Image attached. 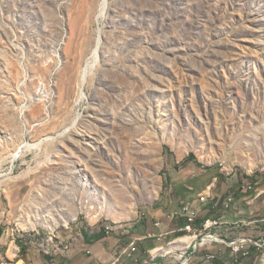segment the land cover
<instances>
[{
    "label": "rangeland",
    "instance_id": "374dc122",
    "mask_svg": "<svg viewBox=\"0 0 264 264\" xmlns=\"http://www.w3.org/2000/svg\"><path fill=\"white\" fill-rule=\"evenodd\" d=\"M171 174L217 178L199 226L227 212L264 231V0H0V264L165 209ZM221 227L175 237L213 236L195 255L216 263Z\"/></svg>",
    "mask_w": 264,
    "mask_h": 264
},
{
    "label": "crops",
    "instance_id": "0c3cea01",
    "mask_svg": "<svg viewBox=\"0 0 264 264\" xmlns=\"http://www.w3.org/2000/svg\"><path fill=\"white\" fill-rule=\"evenodd\" d=\"M193 176L175 174L169 177L171 182H174L176 177H179L177 178L179 179V183H171L170 192H167L169 196L168 206H165V209L161 206L156 207L152 211L142 213L134 223L109 227V231L105 229L108 226L90 231L88 236L82 237L74 245L67 247V251L57 249L54 250L51 256H44L41 253L29 251L19 260L15 261L14 264H135L136 262V264H173L171 254L181 249L189 248V245V249H191L193 241V238L177 239L175 237L177 236L175 234L180 230L182 231L183 228L181 227V225L183 226V221L179 220V217H183L181 212L180 216H178L180 206L182 208L185 205V202L182 203L183 198L188 199L191 197L196 203V199L208 193V189L212 196L215 195L213 192H218L215 188L218 182L215 176L208 178L204 176L201 178L203 182L202 190L195 188L198 183L194 181ZM236 185L237 183H226L223 185L222 192H233L231 190ZM251 188V190L244 191H253L254 188ZM231 194H227L225 200L228 197H233ZM205 206H207V203L200 206V212ZM222 209L224 210L223 204ZM212 210L214 209L211 206L207 210L204 209L203 212L205 214L211 213ZM220 216V226H222L220 229H224L226 232L229 229H235V234L232 232L231 234L236 236H252L255 238L260 236L262 230H259V224L258 226H253V222L244 223L250 226V228H245V232L240 233L238 232V228H240L238 221L234 222L235 227L229 228L227 226V212H222ZM211 217L209 216V218ZM209 218H205V220ZM196 225H200L199 220H197ZM131 243L134 244L132 247L129 246ZM218 245H220L218 249L222 251V255L220 254V262L217 261L214 264H222L230 258V253H227L225 250L226 246L223 244ZM214 247L215 244L210 245L208 251H214ZM196 255L194 254L193 264H204L203 258H196ZM253 255L254 251L252 249L251 256L247 260L251 259ZM117 258L119 259L118 262H116Z\"/></svg>",
    "mask_w": 264,
    "mask_h": 264
},
{
    "label": "built area",
    "instance_id": "2783aa9c",
    "mask_svg": "<svg viewBox=\"0 0 264 264\" xmlns=\"http://www.w3.org/2000/svg\"><path fill=\"white\" fill-rule=\"evenodd\" d=\"M248 187H252L251 183H249L246 180H243L241 182L240 189L241 191L248 190ZM210 190L208 189V193ZM208 198V197H204ZM203 199V198H202ZM186 216L182 217L185 219L184 225L182 227H188V230H190V234L193 235V238H196V234L199 233V231L208 230L211 231L212 229H216L218 227V219H207L204 221V223L201 226H197L196 222L198 217H193V210L194 206L197 204L192 199H186ZM213 209L216 207V204L211 205ZM225 231V230H224ZM226 232V231H225ZM226 240H217L218 243L225 245L230 249V258L227 261H224L222 264H243V261L245 259H248L251 256L252 249H256L257 251L260 249H264V231L260 232V236L258 238L252 237V236H236L233 238L227 237V232L225 234ZM192 238V237H191ZM213 243H216V239L209 235L207 239H203L202 243L197 244L196 240L192 241L193 244V252L190 253L192 256L190 259L194 257L195 252L201 247H209ZM134 244H130L129 246L132 247ZM67 251V247H66ZM44 254L47 256L50 255V250H43ZM216 260V256L214 254L207 253L203 257L204 264H214ZM119 259H116V262H118ZM187 261V259H185ZM137 263V262H136ZM135 263V264H136ZM183 264V263H182Z\"/></svg>",
    "mask_w": 264,
    "mask_h": 264
},
{
    "label": "bare ground",
    "instance_id": "6f19581e",
    "mask_svg": "<svg viewBox=\"0 0 264 264\" xmlns=\"http://www.w3.org/2000/svg\"><path fill=\"white\" fill-rule=\"evenodd\" d=\"M105 1V0H104ZM103 1H101V3H102ZM102 4H104V3H102ZM106 4V3H105ZM101 5V4H100ZM101 7V6H100ZM104 7H106V5H104ZM100 10L101 9H99V12H100ZM103 10V9H102ZM101 10V12H103V11H105V10H103L102 11ZM104 14V13H103ZM105 16V15H104ZM104 18V17H103ZM102 18V19H103ZM99 21H101V20H99ZM99 23V22H98ZM99 28V27H98ZM101 33V32H100ZM101 39V38H100ZM97 41H99V40H97ZM100 42V41H99ZM96 43V42H95ZM101 43V42H100ZM99 46H100V44H99ZM98 46V47H99ZM98 49V48H97ZM97 49H95L94 48V51L92 52V55H91V59H90V61L86 64V66L82 69V71H81V84H80V91H82V88L85 86V82H86V78L88 77V75H89V72H90V70H92V69H94L93 67H94V65H95V63H96V61H97V58H98V54H97ZM76 51V50H75ZM88 60H89V58H88ZM67 65V71H63V74H64V76H66L67 74H68V71L70 70V66L72 65V63H67L66 64ZM66 67V66H65ZM91 73V72H90ZM81 93V92H80ZM79 98L81 99V98H83L82 97V94H80V96H79ZM80 101H82V100H80ZM74 126V125H73ZM71 128V127H70ZM47 139V138H46ZM31 145H33V144H31ZM23 146V145H22ZM21 146V147H22ZM20 147V148H21ZM25 148H30V146H28V147H25ZM20 153V152H19ZM22 154V153H21ZM16 157H19V154H18V151H15V153H14V155L12 156V158L13 159H15ZM248 189L249 190H251L252 188L251 187H248ZM204 197H208V198H204ZM203 198V199H202ZM211 198V196H210V193H206V194H204V195H201V196H199L197 199H196V205L194 206V210H193V217H198V215H199V213H200V206H203L204 204H206L207 203V200L208 199H210ZM233 201H234V199H233V197H228L224 202H223V208H224V210H228V209H230L231 208V206H232V204H233ZM181 214H182V216L183 217H185L186 216V204L185 205H183L182 206V208H181ZM220 225H221V220L220 219H218V227H220ZM106 229V231H109L110 230V228L109 227H106L105 228ZM113 230V229H112ZM182 231L183 232H185V233H188V234H190V230H188V227H183L182 228ZM194 240V239H193ZM60 249H64L65 251H66V246L65 247H60ZM132 250H134V249H132ZM193 252V244L191 245V251H190V253H192Z\"/></svg>",
    "mask_w": 264,
    "mask_h": 264
}]
</instances>
